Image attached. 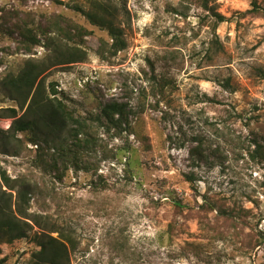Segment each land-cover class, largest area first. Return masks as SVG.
Instances as JSON below:
<instances>
[{"label":"rangeland","instance_id":"374dc122","mask_svg":"<svg viewBox=\"0 0 264 264\" xmlns=\"http://www.w3.org/2000/svg\"><path fill=\"white\" fill-rule=\"evenodd\" d=\"M90 1L0 0V110L22 115L1 80L47 55L42 45L25 53L16 25L44 42L40 31L60 16L86 30L78 42L87 57L52 68L46 85L56 84L83 118L113 101L127 104L133 126L130 134L97 130L99 147L82 154L77 168L56 159L55 171L54 152L25 143V135L15 156L0 153V188L15 197L2 174L28 185V214L40 223L29 220L26 238L0 243L2 264H29L35 234L51 226L75 246L69 264H264V160L247 152L264 150V0H257L259 16L239 15L252 0H209L226 18L215 33L212 18L190 0H92L116 6L127 44L114 57L101 50L106 60L99 56L106 33L72 9L88 10ZM153 79L167 85L156 98ZM12 122L0 118V129ZM197 145L200 161L189 153ZM203 196L236 218L205 212Z\"/></svg>","mask_w":264,"mask_h":264},{"label":"trees","instance_id":"16d2710c","mask_svg":"<svg viewBox=\"0 0 264 264\" xmlns=\"http://www.w3.org/2000/svg\"><path fill=\"white\" fill-rule=\"evenodd\" d=\"M190 1L206 13V19L212 18L214 33L217 26L226 21L223 15L217 13L212 5L210 6L209 0ZM250 6V10L239 15H263L257 0H252ZM72 9L83 16L88 24L106 33L109 42L102 41L100 51H106L109 57H114L127 48L123 30L116 24V6L108 2L91 0L88 10L79 6H73ZM45 28L46 30L40 31V35L44 38V42H41L29 27L24 24L16 25L25 53L30 54L34 47L42 45L47 55L44 59H27L17 73L8 74L1 80L6 97L15 101L23 113L17 117L14 108L0 110V118L13 119L8 130L0 129V153L15 156L21 143L20 135H25V143L36 146L40 144L54 152L51 155V158H54L51 168L55 171L58 166L56 159H60V164L65 169L69 161H72L70 163L77 168L78 159H81L82 154H88L99 147L94 136L97 130L103 129L107 133L113 131L117 135L123 132L132 133L133 126L129 121L132 111L127 104L113 101L101 106L98 113L90 114L86 118L72 113L64 100L58 97L56 84L50 82L46 85L45 77L52 68L68 67L86 59L87 54L79 47L78 42L86 30L79 24L60 16L50 20ZM103 51L99 52V56L102 60H106ZM166 86L165 80L158 82L153 79L149 88L150 96L158 97ZM198 145L191 148L189 153L200 161L204 159V155L203 150L199 151ZM247 152L250 160L259 162L264 160V150L259 145ZM184 178L194 193L197 192L195 185L198 181L193 174H184ZM1 179L8 190L15 191L13 198L10 193H5L0 188V243L9 244L26 238L32 229L29 220H33L37 227L40 223L33 217L31 220L28 214L33 190L23 182L17 185L16 181L10 180L4 174L1 175ZM203 198L206 205L205 212L215 210L222 217L236 218L233 210H221L215 203H210L207 197L203 196ZM175 204L180 206L179 200H176ZM239 211L243 215L247 213L244 210ZM45 229V233L34 236L38 250L32 253L29 264H69V252L75 249L73 242L64 236L58 227L51 226ZM52 233H56L57 236H51ZM261 239H264L263 235ZM2 262L3 260H0V264Z\"/></svg>","mask_w":264,"mask_h":264}]
</instances>
